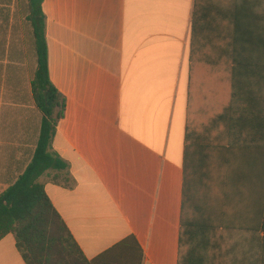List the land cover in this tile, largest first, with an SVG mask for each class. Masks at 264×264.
<instances>
[{
	"label": "crops",
	"instance_id": "1",
	"mask_svg": "<svg viewBox=\"0 0 264 264\" xmlns=\"http://www.w3.org/2000/svg\"><path fill=\"white\" fill-rule=\"evenodd\" d=\"M43 11L66 100L50 152L66 168L39 182L86 259L179 264L184 215L198 226L184 249L195 264H264V0ZM36 67L29 0H0V196L37 149ZM0 264H26L13 235Z\"/></svg>",
	"mask_w": 264,
	"mask_h": 264
},
{
	"label": "trees",
	"instance_id": "2",
	"mask_svg": "<svg viewBox=\"0 0 264 264\" xmlns=\"http://www.w3.org/2000/svg\"><path fill=\"white\" fill-rule=\"evenodd\" d=\"M43 3L44 0H29L37 58L31 87L35 105L43 114V123L32 163L0 196V241L13 235L26 264H95L86 259L48 197L45 186L39 182L46 171L66 168L60 158L50 152L57 125L65 116L66 100L50 79ZM184 199L186 206V189ZM191 221L185 220L183 215L179 264H195L201 260L193 253V256L186 255L184 251L197 235L198 226Z\"/></svg>",
	"mask_w": 264,
	"mask_h": 264
},
{
	"label": "rangeland",
	"instance_id": "3",
	"mask_svg": "<svg viewBox=\"0 0 264 264\" xmlns=\"http://www.w3.org/2000/svg\"><path fill=\"white\" fill-rule=\"evenodd\" d=\"M211 198H213V193L211 194ZM213 202L211 201L210 205L212 204ZM211 211V210H210ZM212 212V211H211ZM213 221V220H212ZM214 224V223H213Z\"/></svg>",
	"mask_w": 264,
	"mask_h": 264
}]
</instances>
